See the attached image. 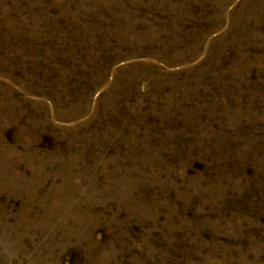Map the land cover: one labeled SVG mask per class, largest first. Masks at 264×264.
I'll list each match as a JSON object with an SVG mask.
<instances>
[{"label":"rangeland","instance_id":"obj_1","mask_svg":"<svg viewBox=\"0 0 264 264\" xmlns=\"http://www.w3.org/2000/svg\"><path fill=\"white\" fill-rule=\"evenodd\" d=\"M0 264H264V0H0Z\"/></svg>","mask_w":264,"mask_h":264}]
</instances>
